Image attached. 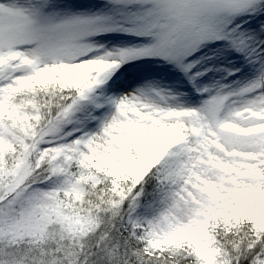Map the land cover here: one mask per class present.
<instances>
[{"label": "snow or ice", "instance_id": "snow-or-ice-1", "mask_svg": "<svg viewBox=\"0 0 264 264\" xmlns=\"http://www.w3.org/2000/svg\"><path fill=\"white\" fill-rule=\"evenodd\" d=\"M0 264H264V0H0Z\"/></svg>", "mask_w": 264, "mask_h": 264}]
</instances>
